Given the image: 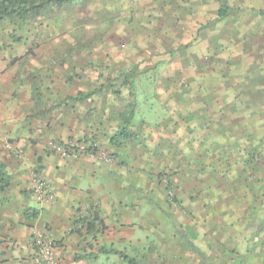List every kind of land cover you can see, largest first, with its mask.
I'll return each mask as SVG.
<instances>
[{
    "label": "rangeland",
    "instance_id": "374dc122",
    "mask_svg": "<svg viewBox=\"0 0 264 264\" xmlns=\"http://www.w3.org/2000/svg\"><path fill=\"white\" fill-rule=\"evenodd\" d=\"M225 5L231 13L221 19ZM263 10L264 0H75L27 21L0 20V51H66V62L100 65L113 87L106 105L123 115L133 108L136 134L125 143L142 160L132 157L126 190L139 195L145 229L129 254L264 264ZM102 145L81 136L53 148L112 164ZM85 219L75 229H89Z\"/></svg>",
    "mask_w": 264,
    "mask_h": 264
},
{
    "label": "crops",
    "instance_id": "0c3cea01",
    "mask_svg": "<svg viewBox=\"0 0 264 264\" xmlns=\"http://www.w3.org/2000/svg\"><path fill=\"white\" fill-rule=\"evenodd\" d=\"M66 55L0 51V162L10 174V185L0 190V264L31 258L41 231L52 234L59 264H98L110 255L107 250H128L144 238L139 231L145 223L134 207L139 195L127 192L132 187L126 190L132 157L137 161L142 155H133L123 141L111 142L124 126V110L106 105L105 90L113 88L112 81L106 83L107 75L100 74L108 70L66 62ZM130 71L123 73V82L135 69ZM81 136L102 143L116 161L106 164L85 155L67 159L53 148ZM38 178L50 183L49 201H39L33 192ZM131 178L137 182L139 174ZM130 200L137 201L133 209ZM80 215L92 222L89 229H75Z\"/></svg>",
    "mask_w": 264,
    "mask_h": 264
},
{
    "label": "trees",
    "instance_id": "16d2710c",
    "mask_svg": "<svg viewBox=\"0 0 264 264\" xmlns=\"http://www.w3.org/2000/svg\"><path fill=\"white\" fill-rule=\"evenodd\" d=\"M75 0H0V20L11 19L17 21H27L31 18L41 16L45 12L53 8H59L63 5L69 4ZM231 8L225 5L219 11L221 19L230 15ZM264 15V10L261 11ZM92 94L89 93V95ZM84 95V94H82ZM88 95V94H87ZM134 107V106H133ZM133 108L128 115H122L124 126L120 131L113 135L111 142L113 144L125 143L135 137V132L132 130ZM10 185V174L8 173L5 165L0 162V190H5ZM92 222H88V227ZM264 228V222L260 224ZM110 254H115L120 260V264H161L151 263L147 255H131L128 250L120 251L116 248L107 250ZM202 264H205L204 262Z\"/></svg>",
    "mask_w": 264,
    "mask_h": 264
},
{
    "label": "built area",
    "instance_id": "2783aa9c",
    "mask_svg": "<svg viewBox=\"0 0 264 264\" xmlns=\"http://www.w3.org/2000/svg\"><path fill=\"white\" fill-rule=\"evenodd\" d=\"M9 149L16 152L18 156H23L22 149H14L9 146ZM33 192L39 201H49L53 197L50 184L38 178L34 181ZM20 264H59L57 256L56 243L52 234L48 231L36 233L34 237V253L31 258L22 261Z\"/></svg>",
    "mask_w": 264,
    "mask_h": 264
}]
</instances>
